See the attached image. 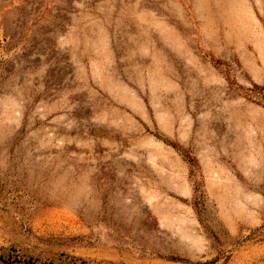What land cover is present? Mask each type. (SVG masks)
Masks as SVG:
<instances>
[{
    "label": "rangeland",
    "instance_id": "1",
    "mask_svg": "<svg viewBox=\"0 0 264 264\" xmlns=\"http://www.w3.org/2000/svg\"><path fill=\"white\" fill-rule=\"evenodd\" d=\"M0 264H264V0H0Z\"/></svg>",
    "mask_w": 264,
    "mask_h": 264
}]
</instances>
